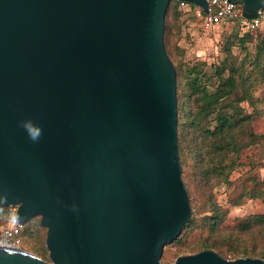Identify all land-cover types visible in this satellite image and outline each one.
Masks as SVG:
<instances>
[{
  "label": "water",
  "instance_id": "95a60500",
  "mask_svg": "<svg viewBox=\"0 0 264 264\" xmlns=\"http://www.w3.org/2000/svg\"><path fill=\"white\" fill-rule=\"evenodd\" d=\"M171 1L0 0V210L17 207L24 225L40 217L50 257L0 248V264H165L193 215L165 45ZM233 1L248 16L264 8ZM170 264L264 259L205 250Z\"/></svg>",
  "mask_w": 264,
  "mask_h": 264
},
{
  "label": "rangeland",
  "instance_id": "374dc122",
  "mask_svg": "<svg viewBox=\"0 0 264 264\" xmlns=\"http://www.w3.org/2000/svg\"><path fill=\"white\" fill-rule=\"evenodd\" d=\"M182 13L178 18L173 12L169 15L167 49L175 68H179L185 76L184 82L191 85L190 80L193 78L188 75L190 71L193 70L196 75L202 72V88L215 94L221 87L222 77L226 79L233 76L238 87L230 99L222 101L227 106L224 111L233 115L239 108L244 116H250L235 133L244 143V148L237 155L229 154L226 175L213 177L211 191L198 183L199 175L196 174L193 159L189 158L187 165H182L183 177L191 192L188 191L191 202L197 210L202 201L212 194V199L225 214L223 227L233 229L245 219L264 216V30L242 43L244 37L235 28L206 27L196 16ZM222 68H225L224 73H221ZM190 100H187L188 106L200 103L196 97ZM215 117L212 115L206 122L207 129H215ZM203 134L204 130L201 131ZM188 139H193L191 131ZM9 208L5 214L0 215V219L8 220L11 217L14 211ZM38 223L40 218H35L26 226L34 227ZM207 234L208 231L201 228L192 230L182 242L174 241L167 245L162 262L170 264L180 256L192 254L193 247L202 242ZM251 236L247 235L248 238ZM46 238V231H42L39 241H25L24 250L49 261ZM236 243L241 248L248 245V248L264 249V241L261 239H258L257 245L249 240L247 243Z\"/></svg>",
  "mask_w": 264,
  "mask_h": 264
},
{
  "label": "trees",
  "instance_id": "16d2710c",
  "mask_svg": "<svg viewBox=\"0 0 264 264\" xmlns=\"http://www.w3.org/2000/svg\"><path fill=\"white\" fill-rule=\"evenodd\" d=\"M242 8V5L239 4ZM199 8L193 4H189L188 9L181 7V3L178 0H172L166 13L165 18V45L168 48L167 33L170 30L169 15L173 12L176 18L184 14L195 16ZM263 28L253 33H244V39L242 43L246 42L248 37L258 34ZM170 57L169 51L167 49ZM171 59V57H170ZM177 70V96H178V113H179V150L182 165H187L188 159L194 160V166L199 175L198 183L204 185L207 190L211 191L213 177H221L226 175L227 165L226 160L229 154H238L243 148L244 143L241 142L235 133L236 130H240L244 122L248 121L250 116H244L242 110L238 108L235 110V114H227L224 110L226 105L222 103L227 99H230L236 88L238 87L237 81L233 76L228 78L222 77V84L218 93H211L202 88L201 77L199 72L196 75L193 70L188 75L193 78L190 80V86L184 82L183 74ZM221 73L225 72V68H222ZM195 75V76H194ZM192 97H196L197 103L195 106H188L187 100ZM191 101V100H190ZM215 115L214 120L217 125L214 130L206 128V122L210 120V117ZM204 130L203 136L201 131ZM191 131L193 136L192 140L188 139V133ZM202 136V137H201ZM229 174V172L227 173ZM184 181H185V177ZM189 190V185L185 181ZM191 194V192H190ZM190 202H191V195ZM193 215L190 221L185 226L182 235L175 242H182L185 235L190 231L196 229H204L208 231L206 238L196 244L193 247L194 252L192 254L205 251L214 250L222 255L226 259L235 260L239 258L257 257L264 259V249L257 250L256 247L248 248L239 247L236 241H249L255 242L257 245L258 239L264 241V216H256L243 220L238 224L236 228L229 229V227H223L225 214L221 212L219 206L212 199V194H209V198L202 201L200 208L195 207L191 202ZM10 208L0 210V215H3ZM205 214V215H203ZM40 218V217H36ZM35 219V218H34ZM2 220V219H1ZM9 220V219H8ZM8 220H2L7 223ZM33 221V220H32ZM47 229L42 227L39 223L32 226H25L22 233L23 242L25 241H39V234ZM258 233V234H257ZM253 235L247 237V235ZM172 244V243H171Z\"/></svg>",
  "mask_w": 264,
  "mask_h": 264
},
{
  "label": "built area",
  "instance_id": "2783aa9c",
  "mask_svg": "<svg viewBox=\"0 0 264 264\" xmlns=\"http://www.w3.org/2000/svg\"><path fill=\"white\" fill-rule=\"evenodd\" d=\"M208 11L199 8L195 16L206 27L225 26L235 28L241 34L253 33L264 27V8L255 15H246L243 7L233 0H206ZM184 9L189 8L187 2H180ZM13 208V214L7 223L0 219V248L24 250L22 233L25 229L16 219L17 207Z\"/></svg>",
  "mask_w": 264,
  "mask_h": 264
},
{
  "label": "clouds",
  "instance_id": "9594fccd",
  "mask_svg": "<svg viewBox=\"0 0 264 264\" xmlns=\"http://www.w3.org/2000/svg\"><path fill=\"white\" fill-rule=\"evenodd\" d=\"M25 127L27 128L29 135L32 139H37L40 135V129L37 126L31 124V122H26Z\"/></svg>",
  "mask_w": 264,
  "mask_h": 264
},
{
  "label": "crops",
  "instance_id": "0c3cea01",
  "mask_svg": "<svg viewBox=\"0 0 264 264\" xmlns=\"http://www.w3.org/2000/svg\"><path fill=\"white\" fill-rule=\"evenodd\" d=\"M264 30V27H263V29H262V31Z\"/></svg>",
  "mask_w": 264,
  "mask_h": 264
}]
</instances>
